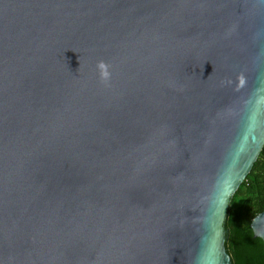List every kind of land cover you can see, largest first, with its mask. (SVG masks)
Here are the masks:
<instances>
[{
	"label": "water",
	"instance_id": "1",
	"mask_svg": "<svg viewBox=\"0 0 264 264\" xmlns=\"http://www.w3.org/2000/svg\"><path fill=\"white\" fill-rule=\"evenodd\" d=\"M263 147L264 0H0V264H233Z\"/></svg>",
	"mask_w": 264,
	"mask_h": 264
},
{
	"label": "trees",
	"instance_id": "2",
	"mask_svg": "<svg viewBox=\"0 0 264 264\" xmlns=\"http://www.w3.org/2000/svg\"><path fill=\"white\" fill-rule=\"evenodd\" d=\"M231 204L226 247L233 264H264V241L251 227L253 219L264 211V147Z\"/></svg>",
	"mask_w": 264,
	"mask_h": 264
},
{
	"label": "rangeland",
	"instance_id": "3",
	"mask_svg": "<svg viewBox=\"0 0 264 264\" xmlns=\"http://www.w3.org/2000/svg\"><path fill=\"white\" fill-rule=\"evenodd\" d=\"M232 204L229 206V209L231 208Z\"/></svg>",
	"mask_w": 264,
	"mask_h": 264
}]
</instances>
